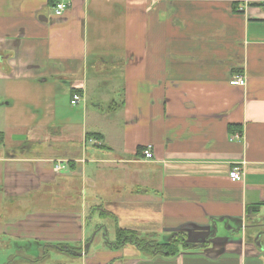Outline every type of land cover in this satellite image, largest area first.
I'll list each match as a JSON object with an SVG mask.
<instances>
[{"label": "crops", "instance_id": "1", "mask_svg": "<svg viewBox=\"0 0 264 264\" xmlns=\"http://www.w3.org/2000/svg\"><path fill=\"white\" fill-rule=\"evenodd\" d=\"M263 1L0 0V264H264ZM96 217L201 247L91 254Z\"/></svg>", "mask_w": 264, "mask_h": 264}, {"label": "rangeland", "instance_id": "2", "mask_svg": "<svg viewBox=\"0 0 264 264\" xmlns=\"http://www.w3.org/2000/svg\"><path fill=\"white\" fill-rule=\"evenodd\" d=\"M2 91H3V89H0V92H2ZM7 93H9L10 98L13 99L14 106L20 107L21 103H22V99H21V97H15V93H17V92H13V91H11V89H8ZM65 99L67 101V107L70 108L69 96H67V98H65ZM65 99H63L64 104H65ZM4 101L5 100H0V104L4 103ZM67 107H66V109H68ZM75 107H77V106H74V108ZM71 108H73V107H71ZM40 113H42V112L39 111L38 114H40ZM24 149H26V148H24ZM97 224L100 226L101 225L105 226V227H103L102 231H100V229H101L100 226L96 227ZM87 229L92 230V233L90 235L91 240L88 244L89 249L91 251V254L94 253L93 251L95 250V248L97 246L105 245L106 241L112 242L114 240L115 224L112 221H108V220L104 221L102 218L98 219L96 217L91 222H87L86 230ZM151 238L154 239L153 237H151ZM151 238H149V239H151ZM157 239H159V240H157L158 243H166L167 241H169L170 236H168L166 238L164 236H161L160 238L157 237ZM22 246L25 250L24 253L26 254L27 257L33 258V259H36L38 257V254H39L41 248L38 250V248L35 246V244H33L32 248H30L31 245L28 242L23 243ZM46 250L50 253V258L46 260V262H45L46 264H74V263L81 264V261H75V259L70 260L66 254H65V256H63L62 255L63 253H60L59 251H57L54 248H46ZM12 254H14L13 251H11V252L7 251L5 253H3V251L2 252L0 251V262L2 261L4 263H6ZM78 260H79V258H78Z\"/></svg>", "mask_w": 264, "mask_h": 264}, {"label": "trees", "instance_id": "3", "mask_svg": "<svg viewBox=\"0 0 264 264\" xmlns=\"http://www.w3.org/2000/svg\"><path fill=\"white\" fill-rule=\"evenodd\" d=\"M253 6H263V2L259 4H253ZM87 137H90L87 135ZM2 141V136L0 134V143ZM142 148L139 150L141 152ZM99 210V209H98ZM96 210V211H98ZM101 216H107L105 211H100ZM115 239L112 242H107L108 246L114 248H120L127 244H131L137 246L141 250H146L147 252L151 253L152 255H160L162 257H175L179 253L183 251H188L191 248L196 249L197 247L193 244H189L186 240L184 234H175L169 241L166 243H157L151 239L152 236H141L134 231L124 230L119 227L115 228ZM1 250V248H0ZM20 250V249H19ZM39 261V260H38ZM35 260V262H38Z\"/></svg>", "mask_w": 264, "mask_h": 264}, {"label": "built area", "instance_id": "4", "mask_svg": "<svg viewBox=\"0 0 264 264\" xmlns=\"http://www.w3.org/2000/svg\"><path fill=\"white\" fill-rule=\"evenodd\" d=\"M66 10V4L61 2V1H57L55 3V5L53 6V14L56 17H60L63 15V13ZM245 78L241 77V76H235L232 80H230L229 84L231 86H245ZM80 99V97L78 95H73L72 100H71V104L75 105L76 102H78ZM141 156L146 159H152L153 158V154L151 151V146H147L146 148L141 150ZM63 168V167H62ZM61 167L59 165L55 166V170H60ZM229 179L232 182H238L241 180V172L237 167H234L230 170L229 174H228Z\"/></svg>", "mask_w": 264, "mask_h": 264}, {"label": "bare ground", "instance_id": "5", "mask_svg": "<svg viewBox=\"0 0 264 264\" xmlns=\"http://www.w3.org/2000/svg\"><path fill=\"white\" fill-rule=\"evenodd\" d=\"M242 77V76H241ZM244 78V77H243ZM73 95H78L79 97H80V99H79V101H81V96L78 94V93H74V94H72V97H73ZM72 97H71V100H72ZM79 101L78 102H76V104L75 105H77L78 103H79ZM71 103V102H70ZM72 105V104H71ZM75 105H73V106H75ZM92 143H96V141H94V140H90ZM146 148V147H145ZM144 149V148H143ZM141 153V152H140ZM60 167H61V169H64L66 166H67V164H58ZM63 167V168H62Z\"/></svg>", "mask_w": 264, "mask_h": 264}, {"label": "water", "instance_id": "6", "mask_svg": "<svg viewBox=\"0 0 264 264\" xmlns=\"http://www.w3.org/2000/svg\"><path fill=\"white\" fill-rule=\"evenodd\" d=\"M263 5H264V1H263ZM87 247H89V245L87 244Z\"/></svg>", "mask_w": 264, "mask_h": 264}]
</instances>
